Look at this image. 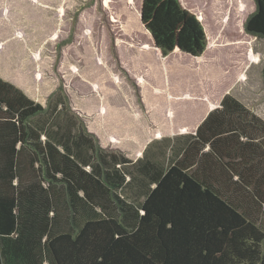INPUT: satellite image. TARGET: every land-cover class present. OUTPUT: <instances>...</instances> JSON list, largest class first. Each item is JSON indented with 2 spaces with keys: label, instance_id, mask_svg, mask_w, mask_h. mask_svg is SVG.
<instances>
[{
  "label": "trees",
  "instance_id": "obj_1",
  "mask_svg": "<svg viewBox=\"0 0 264 264\" xmlns=\"http://www.w3.org/2000/svg\"><path fill=\"white\" fill-rule=\"evenodd\" d=\"M255 4L245 27L264 37V0ZM141 12L163 56L200 60L210 49L204 18L181 0H142ZM220 110L235 132L193 135L178 160L154 168L101 152L76 118L58 121L0 77V264H264V120H245L230 95ZM213 156L230 168V197L207 177L222 166ZM133 168L146 180L129 193Z\"/></svg>",
  "mask_w": 264,
  "mask_h": 264
},
{
  "label": "rangeland",
  "instance_id": "obj_2",
  "mask_svg": "<svg viewBox=\"0 0 264 264\" xmlns=\"http://www.w3.org/2000/svg\"><path fill=\"white\" fill-rule=\"evenodd\" d=\"M181 1L204 18L211 46L200 60L162 55L141 23L142 0H59L43 28L33 20L31 30L42 31L21 33V55L43 58L42 79L24 80L26 88L49 112L58 108V121L76 118L99 147L133 159L169 130L192 132L226 93L264 118V37L245 27L255 0H227L217 10L214 0Z\"/></svg>",
  "mask_w": 264,
  "mask_h": 264
},
{
  "label": "crops",
  "instance_id": "obj_3",
  "mask_svg": "<svg viewBox=\"0 0 264 264\" xmlns=\"http://www.w3.org/2000/svg\"><path fill=\"white\" fill-rule=\"evenodd\" d=\"M15 3V5H13ZM15 10V11H14ZM14 13L15 17L11 16ZM59 13V0H0V77L13 84L15 87L23 91L30 99L41 103L44 107L45 104L39 100V98L35 97V93L30 91L29 88H26L28 85L25 84L24 80L32 79V80H41L42 79V72L41 68L43 67V58L36 54H28L25 51L24 57L21 55L20 46H21V33H25V31H42V29H38L36 27L34 30L33 28V20L36 21V24L43 28L44 24V17L53 14ZM29 17L31 19H29ZM50 20V18H48ZM39 22V23H38ZM40 75V76H39ZM232 96L242 104L241 114L245 120L251 121V114H255L256 116L262 118L260 115L254 113L250 108L246 106L239 98H237L232 93H226L221 98L218 104L211 106L208 111L206 112L205 116L199 120L198 124L194 128L192 132L188 133H177L175 130H169L168 133H164V135L159 136L145 148L142 154L133 159L127 156L125 153L119 150H104L98 145V149L101 152H116L124 155L125 157L129 158L133 164H136L140 161L147 162L149 166L154 168H162L164 169L170 163L178 160L187 145L192 141V136L199 134L202 142L205 140L213 141L217 138L224 135L230 134V130L234 131L232 125L233 121L231 116L228 114H223L221 112L222 102L224 101L226 96ZM246 110L249 113L246 115L244 113ZM55 112L58 114V108L55 109ZM212 117L211 114H213ZM192 118L190 120L194 121L196 118L195 112L190 114ZM235 121L237 119V115L235 114ZM218 118V119H217ZM264 120V118H262ZM74 120V118L72 119ZM188 120V118H187ZM223 122L221 125L218 124V121ZM76 121H78L76 119ZM79 122V121H78ZM51 123V122H50ZM171 123V122H170ZM169 124V122H168ZM184 125L183 123H181ZM181 124H178V129L182 130ZM49 127V125H48ZM86 130V128L84 127ZM87 131V130H86ZM88 132V131H87ZM90 133V132H88ZM92 134V133H90ZM243 135V136H242ZM240 137L242 140H246L247 134H242ZM52 138H55V135H50ZM46 138V137H45ZM96 140V138H95ZM97 143V140H96ZM209 149V148H207ZM206 149V150H207ZM214 157V156H213ZM215 160H219L218 162L222 164V166H217V176H213V174H208L207 177H210L215 185L219 186L218 188L223 192L224 195H228L231 191L232 180L229 177L230 168L228 167L227 163L223 164L220 162L221 160L217 157H214ZM196 163L202 162L200 159H195ZM216 164H219V163ZM226 162V161H225ZM142 168L141 166L139 169ZM222 168V170H221ZM143 169V168H142ZM223 173L222 175H220ZM237 174H235V180L237 179ZM138 178L140 180H146L143 175H141L137 169L133 168L131 175L128 176V179H132L130 184H128L129 193L131 190H136L138 187L137 182L135 179ZM139 187L144 185L143 183L138 182ZM144 190L147 189V186H143ZM228 197H230L228 195ZM52 214V213H51ZM60 215H63V210L60 207ZM264 216L263 214L261 217ZM69 218H72V214H68ZM79 218V216H77ZM264 223L263 220H261ZM80 222V221H79Z\"/></svg>",
  "mask_w": 264,
  "mask_h": 264
},
{
  "label": "water",
  "instance_id": "obj_4",
  "mask_svg": "<svg viewBox=\"0 0 264 264\" xmlns=\"http://www.w3.org/2000/svg\"><path fill=\"white\" fill-rule=\"evenodd\" d=\"M140 16H141V18H142V12H141V14H140ZM141 23H142V20H141ZM142 25H143V23H142ZM147 30V29H146ZM148 31V30H147ZM149 32V31H148ZM150 33V32H149ZM153 41H154V39H153ZM154 43H155V41H154ZM155 47L157 48V49H159L156 45H155ZM160 50V49H159ZM161 51V50H160ZM182 53V52H181ZM182 54H185V53H182ZM186 55H188V54H186Z\"/></svg>",
  "mask_w": 264,
  "mask_h": 264
}]
</instances>
